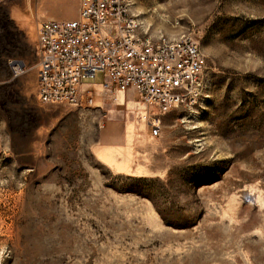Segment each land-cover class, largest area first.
<instances>
[{"label": "rangeland", "instance_id": "1", "mask_svg": "<svg viewBox=\"0 0 264 264\" xmlns=\"http://www.w3.org/2000/svg\"><path fill=\"white\" fill-rule=\"evenodd\" d=\"M131 1L141 33L200 43L206 83L128 168L130 148L100 141L109 119L145 132L136 91H105L107 118L41 103L37 27L0 0V264H264V0Z\"/></svg>", "mask_w": 264, "mask_h": 264}, {"label": "built area", "instance_id": "2", "mask_svg": "<svg viewBox=\"0 0 264 264\" xmlns=\"http://www.w3.org/2000/svg\"><path fill=\"white\" fill-rule=\"evenodd\" d=\"M38 100L94 109L93 92L82 90L98 73L107 77L106 92L136 91L147 107L151 137L162 134L164 118L193 107L204 90L206 67L193 37L153 39L140 32L131 0H82L79 20L49 21L37 26ZM15 78L26 64L9 61ZM103 118L108 111L100 109Z\"/></svg>", "mask_w": 264, "mask_h": 264}, {"label": "crops", "instance_id": "3", "mask_svg": "<svg viewBox=\"0 0 264 264\" xmlns=\"http://www.w3.org/2000/svg\"><path fill=\"white\" fill-rule=\"evenodd\" d=\"M81 1L82 0H23L20 8L17 10L11 11V18L15 21L21 28H32L37 27L38 24L49 22V21H59L61 22L64 18L56 16V12L63 13L69 5L75 4L77 13L75 17L65 19L63 21H71V20H79L81 15ZM38 36V35H37ZM84 87L82 86V90ZM89 92H92L89 89H85ZM93 94L97 96H101L100 100L95 101V106L104 107V95L106 94L102 87H96L93 90ZM115 96L116 103L119 102L118 94L113 93ZM138 104L140 105V110L143 113V122L145 125V132H142L138 129L135 123L129 122L128 119L125 120H112L109 119L106 126H104V130L102 131V138L100 141L101 150L110 149V150H118L119 148L128 149L130 148V156L126 159L128 168L130 167V159L134 155L137 146H141L146 143L148 137H151L145 121V114L147 111V107L137 98ZM129 105L127 104L126 108ZM98 108L97 110H100ZM110 112V111H109ZM133 126V131L131 130L130 136L128 138L125 135L114 136L115 140H112L114 133L113 129L119 128L125 129L127 126ZM116 134V133H115ZM104 160L107 164L113 167L108 161ZM127 168V169H128ZM117 170V169H116Z\"/></svg>", "mask_w": 264, "mask_h": 264}, {"label": "bare ground", "instance_id": "4", "mask_svg": "<svg viewBox=\"0 0 264 264\" xmlns=\"http://www.w3.org/2000/svg\"><path fill=\"white\" fill-rule=\"evenodd\" d=\"M136 16V15H135ZM146 115H147V111H146V114H145V121H146ZM146 125H147V123H146Z\"/></svg>", "mask_w": 264, "mask_h": 264}]
</instances>
